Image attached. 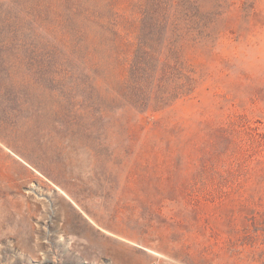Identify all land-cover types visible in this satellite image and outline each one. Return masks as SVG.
I'll return each instance as SVG.
<instances>
[{"label": "rangeland", "instance_id": "rangeland-1", "mask_svg": "<svg viewBox=\"0 0 264 264\" xmlns=\"http://www.w3.org/2000/svg\"><path fill=\"white\" fill-rule=\"evenodd\" d=\"M196 1L208 37L178 43L196 91L164 111L115 115L127 66L71 78L56 54L34 103L0 87V264H264V0ZM146 120L160 128L130 137Z\"/></svg>", "mask_w": 264, "mask_h": 264}, {"label": "trees", "instance_id": "trees-1", "mask_svg": "<svg viewBox=\"0 0 264 264\" xmlns=\"http://www.w3.org/2000/svg\"><path fill=\"white\" fill-rule=\"evenodd\" d=\"M121 1L0 0L1 89L8 86L18 94L23 91L17 99L29 93V101L34 103L31 99L37 95L26 91L43 85L42 78L47 74L62 72L54 64L55 56L60 55L63 63L68 64L62 74L71 78L79 73L116 72L127 66L125 79L112 89L115 95L110 99V108L115 115L128 107L142 114L164 111L194 94L197 81L186 70L178 43L181 37L197 40L208 37V15L198 2L179 0L174 4L170 0H145L126 12L120 8ZM38 25L60 35L58 49L48 48L46 52L38 47L34 42ZM132 28L137 29V43L128 56L130 43L126 34L131 35ZM6 55L15 60L13 66L24 65L27 70L40 73L39 81L31 84L28 78L16 76L12 65L7 66L3 60ZM43 69L49 72H42ZM129 125L127 122L130 137L139 128L141 131L160 128L157 120L152 123L146 120L136 127L128 128ZM216 132L230 136L232 129L226 126Z\"/></svg>", "mask_w": 264, "mask_h": 264}]
</instances>
